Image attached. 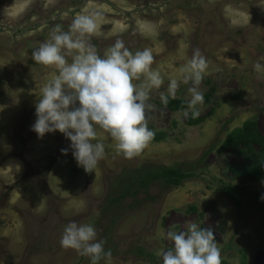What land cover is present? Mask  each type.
I'll use <instances>...</instances> for the list:
<instances>
[{
    "label": "rangeland",
    "instance_id": "1",
    "mask_svg": "<svg viewBox=\"0 0 264 264\" xmlns=\"http://www.w3.org/2000/svg\"><path fill=\"white\" fill-rule=\"evenodd\" d=\"M90 12L102 14L91 40L101 54L117 39L133 52L152 50L164 85L150 95L156 109L149 127L165 139L153 138L127 160L97 128L106 155L87 173L71 150L61 153L71 143L64 134L40 139L31 130L40 90L57 75L36 64L32 51L56 25L67 31ZM196 48L209 67L196 118L205 121L191 126V114L178 118L181 111L162 107L160 92L170 78L182 79ZM262 57L257 0H0V264H90L60 245L70 221L93 224L106 241L112 255L101 264H163L162 253L173 247L167 232L186 231L189 222L214 232L222 263L264 264V180L237 178L230 168L244 158L220 151L246 122L264 136V73L254 70ZM190 86L181 83L175 100L188 104ZM163 169L195 177L178 188L143 182Z\"/></svg>",
    "mask_w": 264,
    "mask_h": 264
},
{
    "label": "clouds",
    "instance_id": "2",
    "mask_svg": "<svg viewBox=\"0 0 264 264\" xmlns=\"http://www.w3.org/2000/svg\"><path fill=\"white\" fill-rule=\"evenodd\" d=\"M257 4L264 8V0H257ZM101 19L100 12L77 15L67 31L56 25L48 41L32 51L36 64L54 68L57 75L40 90L31 130L40 139L57 131L64 134L71 143L61 153L67 155L71 150L77 165L87 173H92L106 155L104 143L97 139V128L111 137L125 159L143 153L155 136L149 127L150 113L156 109L150 95L164 85L161 73L153 68L150 48L133 52L117 39L103 54L98 52L91 40L99 34ZM208 67L200 49H193L191 59L181 69L182 79L170 78L166 92H160L161 103L167 106L170 99H176L181 83L190 84L187 91L191 99L178 118L189 114L198 118L205 103L200 85ZM254 70L264 73V63H255ZM167 238L173 247L162 253L163 264H222L214 232L197 222H189L186 231H168ZM105 244L91 223L70 221L60 238L62 248L75 250L90 264H101L111 257Z\"/></svg>",
    "mask_w": 264,
    "mask_h": 264
},
{
    "label": "trees",
    "instance_id": "3",
    "mask_svg": "<svg viewBox=\"0 0 264 264\" xmlns=\"http://www.w3.org/2000/svg\"><path fill=\"white\" fill-rule=\"evenodd\" d=\"M183 100H171L167 106L170 112H180L187 108ZM204 119H192L188 121L191 126H197L204 122ZM156 141L165 139V134L154 136ZM221 152L232 151L237 156L244 158L245 163L231 167L230 170L237 178H243L248 182L257 183L264 180V136L258 129L255 121L246 122L242 128L235 129L229 134L220 149ZM206 155L203 157V159ZM195 176L179 169H163L152 175L146 176L144 183L163 180L168 187H180L186 180ZM238 205V201L234 200ZM226 264V263H222Z\"/></svg>",
    "mask_w": 264,
    "mask_h": 264
}]
</instances>
